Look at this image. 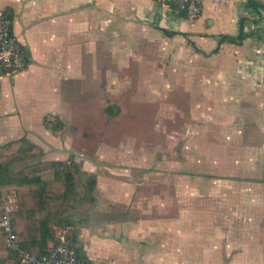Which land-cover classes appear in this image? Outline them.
I'll return each instance as SVG.
<instances>
[{
  "label": "crops",
  "instance_id": "crops-1",
  "mask_svg": "<svg viewBox=\"0 0 264 264\" xmlns=\"http://www.w3.org/2000/svg\"><path fill=\"white\" fill-rule=\"evenodd\" d=\"M247 2L228 0L215 10L205 0L199 17L185 19L155 0H0L27 51L23 69L0 73V145L24 138L43 149V161L79 165L84 191L69 211L68 232L83 245L87 264H264V6ZM241 21L250 35L241 44H219L220 35L240 33ZM148 47L174 61L187 52L206 58L204 68L174 63L157 70L205 92L203 106L217 109L226 125L220 134H202L205 145L190 147L210 162L205 179H192L190 167L182 171L180 135L166 130L160 115L153 129L146 117L145 127L125 119L139 133L101 136L92 153L74 142L69 124L91 108L171 104L165 71L156 84L149 70L139 84L128 78L126 59ZM150 90L164 99L152 101ZM118 119L105 117L110 124ZM225 136L236 147H225ZM25 165L18 160L12 168ZM229 167L253 175H227ZM54 172L41 175L51 179ZM8 253L0 249L1 258Z\"/></svg>",
  "mask_w": 264,
  "mask_h": 264
},
{
  "label": "rangeland",
  "instance_id": "rangeland-1",
  "mask_svg": "<svg viewBox=\"0 0 264 264\" xmlns=\"http://www.w3.org/2000/svg\"><path fill=\"white\" fill-rule=\"evenodd\" d=\"M141 49V48H140ZM138 49L134 52L133 55L128 56L125 61L127 72L129 74V79L133 84H139L143 80L144 71L149 70L150 83H159V81L163 78V71L166 74L167 78V90L168 92L165 95L166 101H172L170 105L166 107L157 106L156 102H152L149 107L139 106L138 103H129L127 105L114 107L110 112L105 105L101 107H95L87 110L85 115L76 114L72 123L69 124V127L72 129V135L75 136L74 142L77 146L83 149L86 153L94 152L95 148L99 144L101 140L100 137L104 136L105 138L113 139V137L121 138V133L125 134L127 132L139 133L138 129H132L134 124H126L124 123L125 119L129 117H133L135 122V126L145 127V120L143 121L142 117H146L148 122L151 124L150 127L153 129L154 123L157 124L164 122L162 125L170 132H178L180 135L179 147L180 154H178L177 158L182 165V171L188 172L187 168L190 167L192 172L191 178L202 180L205 179L206 174H211L210 170H207V167L210 165V162H207V158L202 156L200 153V149H198V153H193L191 150V146L205 145V140L202 136L205 132H210L213 134H220L223 132L225 124H222V118L220 114L217 112V109L211 107L203 106L205 97V92L194 91L191 90L188 86V79H185L183 84H175L173 77L168 75L169 70L161 71V76L158 75L157 70L163 68H173L174 63H180L176 65L180 68H190V67H202L204 68L206 65V58L201 55H196L195 52L189 53L181 58L179 61H174L173 55H163L159 53L156 49L152 47H148L147 51H143ZM108 78V75L105 79ZM190 79V77H189ZM187 81V82H186ZM149 99L152 101H158L164 98H161L159 92L157 90H150ZM108 103H110L109 98H107ZM160 115V119L158 116ZM110 116H119L117 124L109 123L105 120V117L109 118ZM169 119V121L167 119ZM222 120V121H221ZM165 121L167 122L165 124ZM197 124V126H196ZM122 126V128H120ZM230 128L232 127L229 125ZM233 126L237 127V125ZM166 128V130H167ZM114 129V130H113ZM242 129V128H241ZM246 131L252 129V127L246 126L244 127ZM232 130V129H231ZM154 131V130H153ZM197 131L200 140H193L192 137L197 135L194 133ZM227 131V128L224 130ZM244 131V130H243ZM121 132V133H120ZM155 134L158 132L155 130ZM115 133V134H114ZM234 133H237L235 131ZM105 139V140H107ZM224 144L225 147L230 146L236 147V140H233V137L230 138L225 136ZM209 140L208 142H210ZM217 142V144L222 143V140H215L211 143ZM253 143V140H247V143ZM196 144V145H195ZM232 144V145H231ZM199 147V146H198ZM195 151V150H194ZM169 158V160L174 159L173 156L168 153L165 156ZM220 157H214L213 162L216 164L222 163L221 161H217ZM227 159V156L224 157ZM177 160V161H178ZM195 167H197L195 169ZM230 170H226L225 173L227 175H239L246 176L249 178V175H253V172H246L235 170L233 167H229ZM197 170V171H196ZM237 177V176H236ZM184 179V176L182 177ZM235 184H229V191L232 193L236 191V188L233 186ZM227 187V188H228ZM203 194L206 192V188L203 187ZM201 190V189H200ZM247 193H252L253 187L247 188ZM245 222V221H244ZM243 222V223H244Z\"/></svg>",
  "mask_w": 264,
  "mask_h": 264
},
{
  "label": "trees",
  "instance_id": "trees-1",
  "mask_svg": "<svg viewBox=\"0 0 264 264\" xmlns=\"http://www.w3.org/2000/svg\"><path fill=\"white\" fill-rule=\"evenodd\" d=\"M252 7L264 6L259 0H248ZM250 33H246L241 21V31L237 35L222 34L219 44L224 41L241 44ZM218 50V48L216 49ZM43 149L28 140L21 138L0 145V222L3 219V203L5 192H17L19 208L13 214V228L17 233L21 246L34 254L48 250V242H57L56 227L69 224V211L80 202L84 183L80 167L71 161H43ZM18 160L26 165L18 170L12 163ZM53 167L54 176L45 179L41 171ZM96 179L92 180L95 184ZM69 242L75 247L80 258L87 264V256L83 245L70 232ZM8 236L0 227V249H8L6 257H0V264L23 263L18 250L9 249Z\"/></svg>",
  "mask_w": 264,
  "mask_h": 264
},
{
  "label": "built area",
  "instance_id": "built-area-1",
  "mask_svg": "<svg viewBox=\"0 0 264 264\" xmlns=\"http://www.w3.org/2000/svg\"><path fill=\"white\" fill-rule=\"evenodd\" d=\"M170 5L176 15L185 19L199 17L204 9L205 0H155ZM215 10L228 0H210ZM27 62L25 45L17 38L13 29V18L8 12L0 11V73L16 72L23 69ZM70 163L71 160L69 159ZM3 219L0 227L8 236L9 249L18 250L22 261L26 264H84L75 247L68 240L69 225L61 226L57 231V242L52 243L48 250L34 254L21 246L17 233L13 228V214L19 208L16 191L4 195Z\"/></svg>",
  "mask_w": 264,
  "mask_h": 264
}]
</instances>
